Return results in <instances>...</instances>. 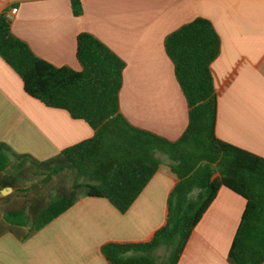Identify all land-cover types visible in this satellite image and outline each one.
Wrapping results in <instances>:
<instances>
[{"label": "crops", "instance_id": "crops-1", "mask_svg": "<svg viewBox=\"0 0 264 264\" xmlns=\"http://www.w3.org/2000/svg\"><path fill=\"white\" fill-rule=\"evenodd\" d=\"M79 3L81 14L74 16L70 0H0V15L16 9L11 34L55 67L80 71L76 37L86 33L98 40L124 64L119 113L131 127L168 142L185 131L188 107L164 41L196 18L208 20L220 41L210 65L215 136L264 157V0ZM93 135L85 122L27 96L0 58V143L42 162ZM175 182L161 167L125 213L106 199L80 198L27 240L2 235L0 264H105L102 244L139 241L161 225L166 194ZM244 205L242 197L220 187L176 264H233L228 250ZM163 251L162 257L155 255L158 261Z\"/></svg>", "mask_w": 264, "mask_h": 264}, {"label": "trees", "instance_id": "trees-1", "mask_svg": "<svg viewBox=\"0 0 264 264\" xmlns=\"http://www.w3.org/2000/svg\"><path fill=\"white\" fill-rule=\"evenodd\" d=\"M74 16L79 0H70ZM220 41L211 23L196 18L168 35L164 50L188 107V124L175 142L131 127L119 113L123 62L86 33L76 37L81 70L55 67L36 57L0 15V58L19 77L23 92L45 107L66 111L94 135L56 157L36 161L0 143V237L27 240L80 198L106 199L125 213L163 166L176 179L168 189L161 225L144 239L100 246L105 264H176L197 223L224 187L245 201L228 258L233 264L264 262V157L215 136L217 100L210 65ZM69 171V186L44 189ZM165 250L159 261L155 251Z\"/></svg>", "mask_w": 264, "mask_h": 264}, {"label": "rangeland", "instance_id": "rangeland-1", "mask_svg": "<svg viewBox=\"0 0 264 264\" xmlns=\"http://www.w3.org/2000/svg\"><path fill=\"white\" fill-rule=\"evenodd\" d=\"M74 179V175L72 172L65 171L62 173L57 174L56 176L52 177V180L47 184L46 188L44 189V194L47 192L50 194H54L55 187H58L59 185L69 186L72 183V180ZM164 254V251L162 248H159L156 250L155 255L160 258Z\"/></svg>", "mask_w": 264, "mask_h": 264}, {"label": "built area", "instance_id": "built-area-1", "mask_svg": "<svg viewBox=\"0 0 264 264\" xmlns=\"http://www.w3.org/2000/svg\"><path fill=\"white\" fill-rule=\"evenodd\" d=\"M15 12H16V9H12V10H10L9 12H5V13H4V16H5V18H6L8 21H10V20H11V17L15 14Z\"/></svg>", "mask_w": 264, "mask_h": 264}, {"label": "water", "instance_id": "water-1", "mask_svg": "<svg viewBox=\"0 0 264 264\" xmlns=\"http://www.w3.org/2000/svg\"><path fill=\"white\" fill-rule=\"evenodd\" d=\"M11 191H12L11 188H6V189H4V190H1V191H0V194H1V195H7V194L10 193Z\"/></svg>", "mask_w": 264, "mask_h": 264}]
</instances>
